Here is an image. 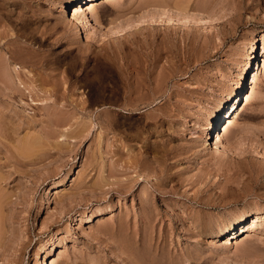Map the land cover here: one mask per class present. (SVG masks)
Segmentation results:
<instances>
[{"label": "rangeland", "instance_id": "obj_1", "mask_svg": "<svg viewBox=\"0 0 264 264\" xmlns=\"http://www.w3.org/2000/svg\"><path fill=\"white\" fill-rule=\"evenodd\" d=\"M70 1L0 0V264H264V0Z\"/></svg>", "mask_w": 264, "mask_h": 264}, {"label": "bare ground", "instance_id": "obj_2", "mask_svg": "<svg viewBox=\"0 0 264 264\" xmlns=\"http://www.w3.org/2000/svg\"><path fill=\"white\" fill-rule=\"evenodd\" d=\"M75 1H77L76 2V4H74V2ZM94 1H96V0H71L70 1V3H69V5L71 6V11H72V15L71 16H73V17H75V18H77L78 19V21H80L81 22V24L83 25V27H84V29H85V32L87 33V34H89V33H91L90 32V30H89V28H88V25H87V21H85V19L83 18V16L81 15V10L83 9V8H85V9H88V10H90V11H92V9L93 8H91V4L94 2ZM262 42V41H261ZM264 42V41H263ZM259 48V47H258ZM261 48H263V45H262V47ZM256 59H257V50H256V45H255V43H253L252 45H251V47H250V50L248 51V53H246V55H245V57H244V61H243V63H244V67H243V73H242V75H241V78H240V80L237 82V83H235V84H233V85H229V86H227L224 90H223V93H222V95H221V97H219L218 99H217V101L215 102V104H214V107H213V109L210 111V113H209V115L206 117V119H204L205 120V124H204V132H205V134H206V137H209L211 134H212V132L214 133L215 132V125H214V123H215V121L217 120V118L220 116V108H222V104H224L225 102L227 103V102H229L230 100H231V108L230 109H233L234 107H235V105H236V101L235 100H237L238 98H239V96H240V93L242 92V90H243V88L245 87V84L247 83H245L244 84V79H243V75H245L246 74V72H247V70H250V71H252L251 70V67H250V64L251 63H254L255 61H256ZM115 63V62H114ZM6 64V63H5ZM4 64V65H5ZM250 71H248V72H250ZM252 74V73H251ZM249 77H250V75H248ZM9 77V76H8ZM7 77V78H8ZM254 77V75L252 76V78ZM10 78V79H9ZM7 80H9V81H13L14 82V80H13V77L12 76H10ZM6 79V78H5ZM246 80H247V78H246ZM236 82V81H235ZM7 83V82H6ZM5 83V84H6ZM231 84V83H230ZM252 84V83H251ZM228 85V84H227ZM232 98H234V99H232ZM230 103V102H229ZM229 106V105H228ZM235 109L236 108H234L233 109V111H232V113L235 111ZM223 111H225V110H223ZM228 111V110H227ZM229 112V111H228ZM232 113H231V115H232ZM230 115V116H231ZM230 116L228 117V115L226 114V117L229 119L230 118ZM221 120V119H220ZM217 122V121H216ZM200 136H202V135H200ZM217 138V137H216ZM208 139V138H207ZM216 140V139H215ZM216 142H217V140H216ZM214 145H217L216 143L214 144ZM214 148H215V146H214ZM216 149H217V147H216ZM59 191L60 190H56V192H55V194L56 195H58V193H59ZM261 215H262V213L261 214H259V212L256 210L255 211V214L248 220V222H241L240 223V225H239V227H238V229H237V231H235V228H232V226H229V230H231L230 231V233H231V235L229 234V236H231V238H236L237 236H236V234L238 233V232H240V233H244V232H246V231H252L256 226H258L257 225V221H259V218L261 217ZM242 219V218H241ZM100 221V220H99ZM227 241V240H226ZM54 259H56V258H54ZM54 261H56V260H51L50 261V264H54Z\"/></svg>", "mask_w": 264, "mask_h": 264}]
</instances>
